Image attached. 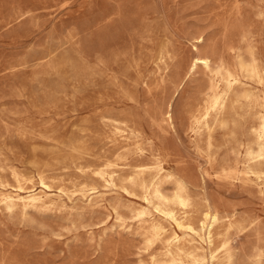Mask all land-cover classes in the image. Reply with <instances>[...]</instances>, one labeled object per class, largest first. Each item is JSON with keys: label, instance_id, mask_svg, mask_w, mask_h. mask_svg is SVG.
I'll list each match as a JSON object with an SVG mask.
<instances>
[{"label": "rangeland", "instance_id": "rangeland-1", "mask_svg": "<svg viewBox=\"0 0 264 264\" xmlns=\"http://www.w3.org/2000/svg\"><path fill=\"white\" fill-rule=\"evenodd\" d=\"M262 117L264 0H0V264H264Z\"/></svg>", "mask_w": 264, "mask_h": 264}, {"label": "bare ground", "instance_id": "bare-ground-1", "mask_svg": "<svg viewBox=\"0 0 264 264\" xmlns=\"http://www.w3.org/2000/svg\"><path fill=\"white\" fill-rule=\"evenodd\" d=\"M210 63V58L209 57H195L192 61V64H191V72L194 71L195 68H197L200 64H204L205 66L204 67H208L209 68V64ZM255 63V62H254ZM253 63V64H254ZM253 67V66H252ZM244 71H247V72H255L256 73V68H255V65L253 68H248V67H245L244 68ZM254 73V74H255ZM260 77V76H259ZM226 87L224 89H218L214 92V94L212 95L211 97V103H210V106L206 109L205 113L197 120V122L201 125V124H205V125H208V120H207V117L209 115V110L210 108H216V107H221L225 104V101H226V98L228 96V93L229 91L233 88V86L237 83V78L232 74V73H228V77H227V80H226ZM231 92V91H230ZM230 95V94H229ZM168 118L171 120L172 118V115L171 113L169 112L168 114ZM209 118V117H208ZM197 123V124H198ZM256 133H257V140H256V143H255V149H250L248 148L252 154H255L253 155L254 157L256 158H263L264 156V137H263V134H264V117L261 118V123H260V126H259V129L256 130ZM249 157V156H248ZM99 173V172H98ZM103 177V176H102ZM41 179V185L42 186H45V187H48L47 183H46V180L44 178H40ZM153 184V183H152ZM44 188V187H43ZM158 195L159 197H163L164 200L167 199L165 196L161 195L160 192L158 191ZM19 200H21L23 202V204L25 206H37V205H42L44 204L43 202V199L40 195H37L36 193H31L30 195L28 196H25V197H19ZM146 200V199H145ZM175 200L180 203V204H186V197L183 193V191H179L176 196H175ZM2 203L5 204V206L8 208V209H12V207L15 205V200L11 197V196H7V195H4L1 199ZM166 201V200H165ZM188 202V200H187ZM157 209V207H156ZM159 210V209H158ZM162 210V207L160 209V211ZM165 210V209H164ZM146 211V210H145ZM163 212V210H162ZM146 213V212H145ZM143 212H140L139 213V216L142 217L143 214H145ZM164 213V212H163ZM166 215L169 216V218L173 219L178 227H180V229H182V223L179 221V219L177 218V216L174 214V213H171V212H165ZM218 220V217H217V214L216 213H212L210 211H207L205 214H204V220L202 222V229L205 228V226L207 225L208 222H212V223H215L216 221ZM210 225V223H209ZM208 226V225H207ZM206 226V227H207ZM185 227V226H184ZM188 227V226H187ZM189 230H192V231H195V229L192 227V226H189L188 227ZM154 229L157 231V235L158 236H161V231L154 227ZM187 229V228H186ZM206 229V228H205ZM196 232V231H195ZM169 237L166 239L169 241ZM174 239V238H173ZM167 241V242H168ZM169 243V242H168ZM180 243V242H179ZM178 243V244H179ZM170 244V243H169ZM174 244V243H173ZM172 247V246H171ZM168 248V247H167ZM169 248L167 249V252H168ZM171 250V249H170ZM169 250V251H170ZM173 250V249H172ZM174 252V251H173ZM172 253V252H171ZM170 254V253H169ZM168 254V255H169ZM172 255V254H171ZM176 256V255H175ZM174 258L172 257V260ZM192 259V258H191ZM179 260V259H178ZM181 261V260H180ZM173 262V261H172ZM175 262V261H174ZM182 263V261L180 262ZM194 264H200V259H197L196 261L194 260L193 262ZM175 264V263H174Z\"/></svg>", "mask_w": 264, "mask_h": 264}]
</instances>
